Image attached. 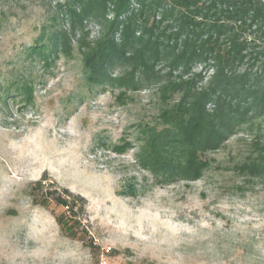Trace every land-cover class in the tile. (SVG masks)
<instances>
[{"label": "rangeland", "instance_id": "374dc122", "mask_svg": "<svg viewBox=\"0 0 264 264\" xmlns=\"http://www.w3.org/2000/svg\"><path fill=\"white\" fill-rule=\"evenodd\" d=\"M53 5L0 0V264H264V179L245 170L264 119L206 153L198 180L156 184L135 155L170 102L88 84L75 49L45 66L31 48ZM39 180L77 197L76 236L66 208L33 202Z\"/></svg>", "mask_w": 264, "mask_h": 264}, {"label": "trees", "instance_id": "16d2710c", "mask_svg": "<svg viewBox=\"0 0 264 264\" xmlns=\"http://www.w3.org/2000/svg\"><path fill=\"white\" fill-rule=\"evenodd\" d=\"M52 1L50 21L31 48L45 66L75 49L88 84L122 89L123 96L152 88L170 102L157 126L141 129L135 155L156 184L198 180L209 166L206 153L264 119V0ZM24 91L30 97L31 89ZM263 137L245 170L264 179ZM128 148L125 142L116 151ZM34 189L35 204L52 200L66 208L56 221L76 236L67 214L77 197L65 189L50 193L41 180Z\"/></svg>", "mask_w": 264, "mask_h": 264}]
</instances>
